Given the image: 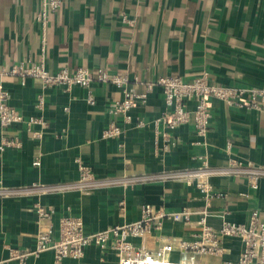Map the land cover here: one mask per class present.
I'll return each instance as SVG.
<instances>
[{
  "label": "crops",
  "instance_id": "0c3cea01",
  "mask_svg": "<svg viewBox=\"0 0 264 264\" xmlns=\"http://www.w3.org/2000/svg\"><path fill=\"white\" fill-rule=\"evenodd\" d=\"M42 6V0H0V68L44 60L50 71L105 69L127 74V87L147 91V97L127 119L109 111L111 103L124 99L123 88L109 82L93 84L96 102L91 104L79 85L44 88L31 77H4L10 103L47 124L0 126V145L19 142L0 150V185L30 188L0 196V261L15 250H34L46 226L53 225L57 237L63 215L80 217L88 232L137 221L146 204L169 213L189 210L188 221L167 219L162 231L131 239L150 250L160 246L162 235L166 241L199 238L203 209L210 211L209 223L217 229L223 221L247 224L253 210L264 219V177L254 189L246 173L210 176L212 190L222 195L208 197L195 181L179 175L196 168L199 156L213 166L264 168V112L211 97L212 120L205 135L193 120L170 129L156 121L166 109L160 85L149 88L160 76L190 80L205 71L216 83L264 86V0H62L45 26L38 17ZM124 14L132 21H125ZM41 95L43 107L37 105ZM113 119L123 133L105 138L103 130ZM80 162L91 167L97 184L88 190L63 187L79 182ZM38 206L51 209L53 216L41 219ZM223 247V255L177 249L172 257L223 264L239 258L244 242L229 236ZM85 250L63 264H119L118 251L111 247L90 244ZM26 264H56L55 253L29 255Z\"/></svg>",
  "mask_w": 264,
  "mask_h": 264
},
{
  "label": "built area",
  "instance_id": "2783aa9c",
  "mask_svg": "<svg viewBox=\"0 0 264 264\" xmlns=\"http://www.w3.org/2000/svg\"><path fill=\"white\" fill-rule=\"evenodd\" d=\"M42 12L38 17L45 26L50 12H55L60 8L62 0H42ZM125 21L132 20L128 15H123ZM45 61L40 63L21 62L10 68H0V126L7 127L16 124H26L28 129H32L36 124L46 126L47 122L40 116L26 117L17 107L10 103V93L4 86L3 79L8 75H17L25 81L31 77L41 82L44 88L61 87L70 90L74 85L82 86L87 91L89 103L96 102L93 93L95 82L110 83L124 90V99L114 101L110 104L109 111L112 115H126L128 119L130 110L138 103L143 102L147 97V91L138 92L129 89L127 86L130 78L127 74H111L105 69H100L93 73L88 67L78 66L70 70L64 67L57 71H50L45 66ZM160 85L166 104L163 114L157 118V122H162L170 129H176L193 120L197 132L205 135L210 128L212 111L210 105L211 97H217L233 107L264 112V86L262 87H235L216 83L211 80L208 72L186 80L179 75L160 76L156 81L149 84ZM194 104L191 107L190 102ZM44 97L38 98L37 105L44 106ZM68 110V107H66ZM144 125V121L139 122ZM65 132L66 129H63ZM123 127L115 120H111L103 130L102 136L113 138L119 136ZM37 134V132H35ZM172 145L176 142L171 141ZM15 140L4 141L0 145V150L8 145H18ZM168 144H166V148ZM200 164L194 169H188L179 173L182 178L188 181H195L196 185L208 197L221 193L212 190L208 178L213 175H237L246 173L249 184L256 189L259 186L260 178L264 177V168L247 167L242 168L237 165L213 166L206 156H199ZM39 165L38 159L34 161ZM81 179L79 182L63 187H79L88 190L97 184L94 179L91 167L80 162ZM37 185H34L35 187ZM30 188H9L0 185V196H10L24 192ZM37 213L41 219H50L53 211L45 206H38ZM210 211H201L200 221H198L199 235L197 239L187 240L180 238L176 241L164 240L154 250L136 246L132 242L134 237H144L153 230L162 231L163 222L172 219L175 222L188 221L189 210L176 212H166L155 209L152 205L146 204L143 208L141 219L130 223L116 224L98 231H86L83 220L72 215H63L59 221L58 236L55 237L53 225L42 228L37 234V241L34 250L12 251L9 258L1 260L0 264H7L11 259L18 260L19 264H26L29 255L39 254L47 250L55 253L56 264H63L67 257L79 258L84 254L85 248L90 244H95L102 249L113 248L118 251L119 264H198L195 260L174 259L172 253L180 251L223 255V239L229 236L242 238L244 248L236 261L225 260L223 264H264V219L257 210H253L247 224L223 221L220 228H215L209 223Z\"/></svg>",
  "mask_w": 264,
  "mask_h": 264
}]
</instances>
